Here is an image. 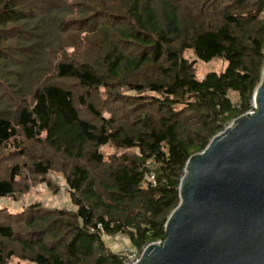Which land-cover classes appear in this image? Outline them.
<instances>
[{"label": "trees", "instance_id": "1", "mask_svg": "<svg viewBox=\"0 0 264 264\" xmlns=\"http://www.w3.org/2000/svg\"><path fill=\"white\" fill-rule=\"evenodd\" d=\"M263 71L264 0H0V264H121L106 238L163 241L186 162ZM59 180L69 208L8 204Z\"/></svg>", "mask_w": 264, "mask_h": 264}, {"label": "water", "instance_id": "2", "mask_svg": "<svg viewBox=\"0 0 264 264\" xmlns=\"http://www.w3.org/2000/svg\"><path fill=\"white\" fill-rule=\"evenodd\" d=\"M252 101L189 157L164 240L136 264H264V71Z\"/></svg>", "mask_w": 264, "mask_h": 264}, {"label": "rangeland", "instance_id": "3", "mask_svg": "<svg viewBox=\"0 0 264 264\" xmlns=\"http://www.w3.org/2000/svg\"><path fill=\"white\" fill-rule=\"evenodd\" d=\"M227 66V62L222 59H218L216 61H211L209 63H198L197 64V76L198 78H202L207 72H216L220 73L225 70ZM253 106V101L252 105ZM60 191L56 195L52 194L51 190H49L45 184H40L37 186L34 191L30 192L28 195L22 197L18 201H10L8 200V204L11 209H17L19 205H27L33 201H40L45 206L48 207H59L65 208L70 207L69 201L67 199V192L63 185V181L59 180ZM7 201L0 200V204L3 205ZM106 241L109 247L114 251H121L124 247L129 246V242L124 237H115L113 239L106 238Z\"/></svg>", "mask_w": 264, "mask_h": 264}, {"label": "built area", "instance_id": "4", "mask_svg": "<svg viewBox=\"0 0 264 264\" xmlns=\"http://www.w3.org/2000/svg\"><path fill=\"white\" fill-rule=\"evenodd\" d=\"M253 111V106H251V110L249 112H252ZM248 112V113H249ZM232 123V122H231ZM231 123L227 124L224 126V129L229 127L231 125ZM153 177H151L152 179ZM146 246H144L141 250L137 251V250H134V249H131V248H123L122 249V252H123V258H122V262L121 264H136L143 252H144V249H145Z\"/></svg>", "mask_w": 264, "mask_h": 264}]
</instances>
